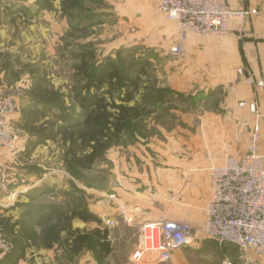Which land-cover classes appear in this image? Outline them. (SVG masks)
I'll list each match as a JSON object with an SVG mask.
<instances>
[{
    "label": "crops",
    "instance_id": "0c3cea01",
    "mask_svg": "<svg viewBox=\"0 0 264 264\" xmlns=\"http://www.w3.org/2000/svg\"><path fill=\"white\" fill-rule=\"evenodd\" d=\"M227 1L233 9H257L258 12L244 19H232L230 31L223 36L188 32L181 43L179 24L160 11L154 0H123L125 3L142 2V8L150 10L145 11V23L140 26L137 23L138 32L132 39L166 55L162 65L169 70L167 79L173 92L168 93L167 101L160 105L176 103L179 108L173 109L177 121L171 125L154 124L158 134L140 137L131 145L130 160L118 159L114 169L117 179L108 190L84 188L100 196L98 201L93 196L88 208L106 224L114 221L112 226L107 224L108 228L127 227L140 233L144 222L164 215L194 227L193 243L175 249L172 261L155 264H192L187 256L191 251L212 260L201 264H215L213 260L222 264L227 246L233 244L221 243L204 234L207 205L212 197L210 169L222 165L229 154H245L257 129L261 134L259 153L264 156V86L255 88L238 71L243 68L257 79L264 78V0ZM127 7L124 6L121 13L125 18L129 16L127 10L133 6ZM128 42L125 41L126 45ZM179 44L182 52L177 55L174 48ZM214 91L222 96L216 108L182 109L187 96L199 93L209 97ZM176 93L185 96L179 97ZM255 100L259 113L252 112L248 104L241 105ZM30 105L28 96L20 98L18 110L9 121L12 128L22 132L17 150L21 161L13 160L17 153L5 157L3 164L9 167L10 175L7 183L0 186V216L12 217L9 222L15 224L13 231L20 240V225L16 222L30 203L33 192L42 194L48 178L47 173L37 176L25 173L22 168V152L28 134L20 129L21 109ZM56 181L50 180L51 184H58L59 178ZM78 186L81 185L78 183ZM29 222L31 225L27 226L36 232L35 239L22 237L28 244L16 264H98L90 249L67 258L64 253L69 252L56 240L38 243L41 232L35 220ZM70 222L72 229L97 227V223L79 218ZM252 257L264 264L261 256L252 254Z\"/></svg>",
    "mask_w": 264,
    "mask_h": 264
},
{
    "label": "rangeland",
    "instance_id": "374dc122",
    "mask_svg": "<svg viewBox=\"0 0 264 264\" xmlns=\"http://www.w3.org/2000/svg\"><path fill=\"white\" fill-rule=\"evenodd\" d=\"M126 5L133 6L127 10L128 18L121 14ZM62 6L63 0H53L52 9L40 11L28 23L26 18L29 15L26 16V13L29 11L30 14L37 9L35 0L33 2L32 0H0V86L5 84L19 86L23 97L29 95L36 82L44 80L51 89L64 93L69 105L72 90L82 82L81 77L76 75L78 61L68 56L67 47L72 42L91 43L97 48L96 61L110 53L115 57L116 51L123 48V56L132 65V76L141 77L140 89L130 105L138 102L146 107L145 113L138 119L140 125L136 135L149 138L159 133L154 124L171 125L177 121V114L173 109L179 108L176 103L167 105L153 103V92L159 89L172 90L167 79L169 70L162 65L166 55L132 39V36L138 32L137 23L138 26L145 23L147 20L144 18L145 11L150 10L142 8V2L125 3L123 0H83L80 6L67 10H63ZM21 8L24 10L17 12ZM91 11L98 13L93 20L86 18ZM91 21H93L92 25ZM75 26H80L81 29H75ZM126 40L130 41L128 45L125 43ZM145 58L148 59V63L145 65V72L140 76L142 59ZM221 97L216 91L209 97L197 93L187 96V102L180 104L183 105L182 109L193 111L199 107L216 108ZM82 128L83 125L71 130L65 129L63 132ZM136 141L129 133H123L120 138L112 136L104 156L98 159L92 168L80 171L82 175L80 181L69 172L66 165L69 138L66 139L61 134L55 142L49 141L41 149L37 147L34 150L31 162L42 168L48 177L42 194L34 191L30 200L36 208L34 223L41 232L38 243L47 244L56 240L59 246H63L64 250L69 252L66 240L72 227L67 219L68 216L77 207H88L93 196L95 201L100 199L99 195L90 194L91 192L84 187L108 190L111 182L117 179L114 169L118 159L123 157L129 161L132 156L130 147ZM16 156L13 160L21 161L20 158L18 159V153ZM56 178H59L58 184L53 183H57ZM78 183L83 187L78 186ZM11 218L8 215L0 216V221L11 224L9 222ZM26 223L31 225L29 220ZM102 225L108 227L105 222ZM1 228L6 237L13 241L15 232L7 233L3 226ZM109 229L112 252L101 264H126L139 245V232L127 227ZM87 247L83 250H87ZM227 248L228 252L224 259L230 258L234 264H240L238 248L234 245H228ZM64 255L70 257L68 253ZM203 255L193 251L187 254L192 264L212 261L211 258ZM213 261L217 263L216 260Z\"/></svg>",
    "mask_w": 264,
    "mask_h": 264
},
{
    "label": "trees",
    "instance_id": "16d2710c",
    "mask_svg": "<svg viewBox=\"0 0 264 264\" xmlns=\"http://www.w3.org/2000/svg\"><path fill=\"white\" fill-rule=\"evenodd\" d=\"M81 1L83 0H63V10L78 7ZM35 4L37 9L34 12L30 14L29 11L25 12L26 16L29 15L26 18L28 23L40 11L52 9L53 0H35ZM23 10L21 8L17 12ZM97 15L98 13L91 11L86 18L93 20ZM92 24L93 21H91ZM75 29L81 28L75 26ZM123 51L124 49L120 48L116 51L115 57L110 53L96 61L95 45L72 42L67 47V53L70 58L78 61L76 75L81 77L82 83L72 90L69 105L65 94L51 89L46 81L40 80L35 83L28 95L31 105L21 109L20 129L28 134L25 149L22 152V167L25 173L37 176L45 173L42 168L29 161L30 156L39 145L47 144L48 141L55 142L61 134L66 139H70L66 165L69 172L79 181L82 180L80 171L92 168L96 161L104 156L112 136L120 138L123 133H129L131 138L139 140L140 136L136 135L140 125L138 119L143 116L146 107L138 102L134 105L130 103L135 100V95L140 89L141 77L132 76V65L123 56ZM146 63L148 59H142L140 76L145 72ZM171 92L173 91L170 89H159L151 93L153 103L163 104L167 101L168 93ZM176 94L179 97L184 96L181 93ZM82 125L84 128L77 131L63 132L65 129L71 130ZM87 149L89 151H86ZM35 209L33 201L26 204L20 220L16 222L20 225L21 240L13 238V251L4 257L0 264H16L23 256L22 252L28 244L22 241V237L35 239L36 232L26 223L28 220H33L36 214ZM74 218L95 222L97 227L91 230L72 229L70 231L66 240L70 257L80 254L88 246L87 248L93 251L98 264H101L112 252L110 229L103 226V220L91 212L87 206L73 209L67 219L71 221ZM1 226L7 233H12L15 224L0 221Z\"/></svg>",
    "mask_w": 264,
    "mask_h": 264
},
{
    "label": "built area",
    "instance_id": "2783aa9c",
    "mask_svg": "<svg viewBox=\"0 0 264 264\" xmlns=\"http://www.w3.org/2000/svg\"><path fill=\"white\" fill-rule=\"evenodd\" d=\"M158 9L181 29L180 41L186 33L223 36L230 31L232 19H244L257 13V9H233L227 0H154ZM182 52V45L174 48ZM239 74L255 88L264 86V78H256L239 68ZM22 91L16 85L0 86V186L9 180V167L3 160L16 154L21 134L9 121L18 110ZM248 104L250 110L259 113L257 101ZM260 132L255 130L243 155L226 156L222 165L210 169L212 197L207 205L204 234L221 243L235 245L240 264H260L252 254L264 260V156L259 153ZM114 225V221H107ZM194 227L182 220L159 216L141 225L139 245L126 264H155L172 261L173 251L193 243ZM14 249L13 241L0 227V261ZM222 264H234L225 258Z\"/></svg>",
    "mask_w": 264,
    "mask_h": 264
}]
</instances>
